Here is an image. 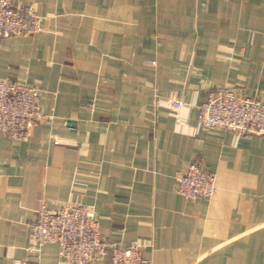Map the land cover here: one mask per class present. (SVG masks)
<instances>
[{
	"label": "crops",
	"instance_id": "obj_1",
	"mask_svg": "<svg viewBox=\"0 0 264 264\" xmlns=\"http://www.w3.org/2000/svg\"><path fill=\"white\" fill-rule=\"evenodd\" d=\"M16 1L43 29L0 39V78L38 86L42 117L0 135V264H59L55 243L27 250L28 225L74 201L153 264H264V134L196 128L212 89L264 100V0ZM193 162L212 197L176 191Z\"/></svg>",
	"mask_w": 264,
	"mask_h": 264
},
{
	"label": "built area",
	"instance_id": "obj_2",
	"mask_svg": "<svg viewBox=\"0 0 264 264\" xmlns=\"http://www.w3.org/2000/svg\"><path fill=\"white\" fill-rule=\"evenodd\" d=\"M42 29V17L33 3L0 0V39L33 35ZM40 93L38 86L0 78V135L15 140L30 138L33 127L42 117ZM166 102L180 122L178 112L188 101L172 93ZM198 106V130L227 129L235 133L236 139L245 134H264V100L259 97L224 86L210 90ZM217 188V174L203 170L195 162L177 175L176 191L188 199L212 197ZM46 243L58 246L59 264H153L139 244L112 246L107 243L94 210L79 201L59 208L43 203L38 208L36 219L28 225L26 248L37 251ZM11 264L39 263L16 259Z\"/></svg>",
	"mask_w": 264,
	"mask_h": 264
}]
</instances>
